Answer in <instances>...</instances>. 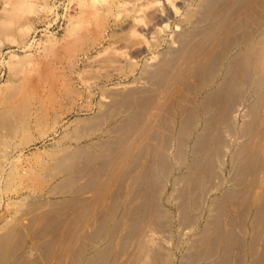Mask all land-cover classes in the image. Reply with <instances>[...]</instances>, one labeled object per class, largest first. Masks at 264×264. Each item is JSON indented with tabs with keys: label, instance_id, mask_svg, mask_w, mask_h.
<instances>
[{
	"label": "bare ground",
	"instance_id": "1",
	"mask_svg": "<svg viewBox=\"0 0 264 264\" xmlns=\"http://www.w3.org/2000/svg\"><path fill=\"white\" fill-rule=\"evenodd\" d=\"M7 1L16 9L22 2ZM79 1L88 10L70 18L79 20L72 31L85 17L90 36L81 37L84 42L110 50L111 42L104 43L111 23L129 0ZM134 8L122 18L132 17ZM171 13L149 11L156 37L151 49L159 46L161 31L151 24L176 16ZM186 21L190 26L175 33L177 44L140 68L144 88L125 86L92 103L89 117L73 116L74 130L45 149L47 159L36 155L24 174L7 158L8 136L27 145L51 137L64 116L85 109L69 77L51 98L30 92L24 78L14 82L27 74L20 64L31 53L10 56L14 81L0 92V193L26 192L0 223V264H264V0H200ZM22 23L18 32L25 33ZM42 192L59 199L47 201ZM173 227L177 241L170 248L166 235Z\"/></svg>",
	"mask_w": 264,
	"mask_h": 264
},
{
	"label": "rangeland",
	"instance_id": "2",
	"mask_svg": "<svg viewBox=\"0 0 264 264\" xmlns=\"http://www.w3.org/2000/svg\"><path fill=\"white\" fill-rule=\"evenodd\" d=\"M6 1L7 0H4V2L0 1V18H1L0 25L3 26L2 24L4 23V26L2 27V29H3V31L7 29V31H4V34H3V32L0 33L3 35V36H0V92H1V90L5 89V88H3L5 86V83H6V85H8L7 81L10 84V82L14 81V79H15L14 82H20L21 83V79L24 78L22 80V83L25 84L27 86V88H29L28 89L29 91L31 90L30 92L36 93L35 94L36 96H41L43 98H45V97L51 98L50 97L51 95H53L55 97L59 93L60 86L64 82H66L67 78L69 77L70 79L75 80V81H73V85L75 83L74 87H77V89H79V91L82 92V93H80V98L77 99V105L79 104L81 106V108L85 109L83 112H79L78 111L79 108L77 107V108H75L76 110H74L72 112V114L70 113V114L64 116L65 117L64 123L59 128V131L57 132L56 135H53L51 137L41 139V140L37 139L34 142L28 143V145L27 144H20L19 143L20 141H17V140H20L19 137H13V139H12L11 137L8 136L9 139L6 140V141H9V142H7V145H8V143L10 145V146L9 145L7 146L8 148L5 147L2 143H0V145L2 147L4 146L7 150L8 160L11 161L12 165L14 167H16L17 170L21 174H24L31 166H33V167L35 166V161L38 158L36 155L39 154L41 158L47 159L45 149L47 151L50 148H52L54 145H57V142L59 141V139L61 138L63 133H67L68 130H69V132H72L74 130L73 127L75 126V122H73L74 121L73 116H74V118L77 116H79L81 118H84L86 116L89 117L90 115L93 114V113H91L92 111L90 110V105L93 106V104H94L93 107H95V105H97L100 100L101 101H107V99L109 100L110 95L114 94L115 92H119V91L124 90L125 86H126V89L129 86L127 90L134 89L135 87H139V85H141V86L143 85L142 87L141 86L140 87L144 88V86H145L144 80L140 74L141 69L145 66V64L147 62H151V61L156 62L161 57L162 54L167 52V50L170 48L169 46L176 42L175 36H176L177 32H180V30L182 29L181 27H183V28L187 27L188 28L190 26V22L188 23L186 21V15L189 12V10L194 8L195 5H197V3L200 0H198V2H197V0H192V1L191 0L190 1H188V0H171L170 3L172 1H174L171 3L173 5H171L169 3V0L168 1L167 0H158L159 2L157 1V3H155V2L150 3L151 0L150 1L149 0H129L124 5L125 7L123 6L125 11H124V9H122V12H120V15L117 18L118 20L116 19L117 22L112 21L113 23H111V27H110V30L108 33L111 34L112 32H114V30L117 29V31H115V32H117L118 35H117V37L112 38V37H110V34H107L108 36L106 38V42L104 41L105 42L104 45H107V43H109V41H110L111 42L110 46L115 45V47L109 46V48H111V49L106 51V52L101 51L102 47H100L99 45L88 46V44L84 42V40L86 38L88 39L90 36L89 35V24L87 22V19H84L85 17L84 18L81 17L80 22L83 21V23H81L82 26H80V27L77 26L75 29V32L72 31L74 29V25L79 20L77 19L75 21V20L70 19V18H73V17L79 18V15H80L79 12L81 10H82V12H84L83 11L84 7H82L83 3L80 4L79 0H22V2H20L19 6H17V9H16V7H14L12 5V8H15V10H14L15 14H14V12H13V14L11 13L10 9H12V8H11V6H9L13 3H9L8 1L7 2ZM27 1L28 2L32 1V2H29V4H27L28 3ZM195 1H196V3H195ZM147 2L149 3V5L146 7H142V5L147 3ZM192 3H193V5H192ZM194 3H195V5H194ZM187 4L189 6L191 5L190 8ZM138 5H139V7L141 6L143 9L140 10L141 7L137 8ZM4 6H5V8H4ZM23 7H25V8H23ZM185 7H187V8H185ZM132 8H134V11L137 15L133 11L132 12V13H134V15L132 16L133 18L132 17H124L127 15L126 11L127 12L130 11V9H132ZM159 8L160 9L165 8V9L169 10L170 13L172 12L171 13L172 16L173 15H176V16L170 17L168 19L165 18L164 20H163V17H161V18L157 17L156 19H154V22L151 25L156 27V31H159V30H161V31H159L160 32L159 33L160 39H159V46H157V48H159V49H157V48L151 49L150 44H151L152 40H156V37H155V34L154 35L151 34V31H150L149 25H148L149 23L147 21V19H148L147 15H148L149 11L152 12V11H154V9L159 10ZM174 8H177L176 10L179 9L178 10L179 14L178 13L176 14L174 12L175 11ZM184 8H185V10H184ZM86 10H88V8L85 7V12H84L85 14H87ZM16 11H18V12H16ZM8 12H9V14H8ZM158 12H160V11H158ZM4 13H6V14H4ZM123 13L125 14L123 16L124 18H122ZM6 15L7 16L10 15V16L7 17ZM17 15H19L18 16L19 18L21 17L19 20L14 19V18H13L14 21L10 20L12 17H15ZM134 17H136V18H134ZM184 17H185V19H183ZM2 18L5 21H3ZM130 18H132V19H130ZM179 18H181V19H179ZM129 20H130V22H129ZM16 21L17 22L19 21L20 23L23 22L22 24H24L23 26L25 28V31H24L25 33L21 32L22 30L20 32H18L19 25H17V24H19V22L17 23ZM71 21H74V22H71ZM84 21L86 24H84ZM6 23L7 24L10 23L11 26L9 25V27H8V25H6ZM127 23H129V24H127ZM120 24L121 25L125 24V27L120 26ZM130 24H133L132 25L133 27ZM69 29H70V32H68ZM79 29H80V31H79ZM120 29L122 30V32ZM146 29L147 30L149 29V30L147 31ZM157 29H159V30H157ZM76 30H78V31H76ZM76 32H78L77 33L78 35L76 34ZM83 33H84V35H83ZM151 35H153V36L151 37ZM162 35L164 36V38ZM120 36H122V37L120 38ZM81 37H86V38L82 39ZM76 38H77V40H76ZM152 38H154V39H152ZM121 39H124V40H121ZM79 40H81V41H79ZM117 40H119V41H117ZM49 41H51V42H49ZM176 44L177 43H175L174 45H176ZM83 45H85V46H83ZM167 45H168V47H167ZM87 46H88V48H86ZM147 47L150 49H148ZM83 51L85 53L87 52L86 53L87 55L85 57H83V55H82ZM99 51L101 52V54L99 53ZM116 51H118V52H116ZM147 51H150L152 54L150 52H147ZM159 52L160 53L163 52V53L159 54ZM25 53H27V54L31 53V56H30L31 60H29V57H28V59L26 58L25 63L22 62V64H20V65H22V67L21 66H19V67L24 69L23 71H25V72H23V75L27 72V74L30 73L31 76L29 74L28 75L26 74L24 77L23 76H16V78H14V79L10 78L11 77V76H9L10 72H11L10 71V65H9V63L11 61L10 56L12 54L13 55L14 54H16V55H23L24 54L25 55ZM95 53L98 54V56ZM79 54H81V55H79ZM131 54H133L134 56H132ZM152 55H155V56H152ZM158 55H160L159 58H158ZM77 56H79V58ZM80 57H82L83 59ZM132 57H133V59H132ZM153 57L156 59V60L154 59L155 61L152 59ZM148 58H150V59L148 60ZM87 59H88V61H87ZM130 60H131V62H130ZM84 61H85V63H84ZM76 63L79 64L78 65L79 67H75ZM131 63L133 64V67L129 68V64H131ZM119 67H121V68H119ZM84 68H86V69H84ZM70 70H71V72H70ZM75 70L77 71V74H76ZM82 70H83V73H82ZM79 72L81 73L82 76L80 75ZM44 73H45V75L46 74L47 75L45 76ZM65 73H67V74L65 75ZM68 74H69V76H67ZM78 74H79V76H81V78L78 76ZM38 75L40 76V78H38L39 77ZM41 75L42 76L44 75V76L42 77ZM136 76H138L139 78ZM41 77L43 78V80ZM25 78H26V80H25ZM27 78H29V80ZM32 78H34V79H32ZM37 79H39V80H37ZM133 79H134V81H133ZM137 79H138V81H137ZM16 80H18V81H16ZM31 80H33V81H31ZM23 81L24 82L27 81V82L24 83ZM86 81H87V83H86ZM34 82L37 85H35ZM136 82H137V84H136ZM27 83L30 85H27ZM134 84H135V86H134ZM104 85L106 87H104ZM29 86L30 87L32 86V87L30 88ZM120 86L122 89L118 88ZM111 89H112L113 93H112ZM85 90L87 91L88 94L86 93ZM90 92H91L92 96L90 95ZM87 95L90 97V99L91 98L92 99L91 100L88 99L89 97ZM84 97L85 98L87 97L86 98L87 100L84 99ZM79 102H81V103H79ZM82 104H83V107H82ZM81 114H83V115H81ZM238 118L241 122L242 120L240 119L239 116H238ZM72 119H73V121H72ZM64 124H65V127H64ZM35 130H32V132H33L32 135L34 136V138L35 137L39 138V134H38L37 130L36 131ZM61 132H62V134H61ZM51 139L54 143L56 141L57 142L54 144L51 141ZM55 139H56V141H55ZM67 140H69V139H67ZM16 142H18L17 147L14 144ZM40 143H42L43 145ZM13 147H14L13 151L15 153L12 151ZM19 148H20V150H18ZM8 149H11V150H9V153H8ZM22 152L23 153L25 152L24 155ZM10 153H13V154H10ZM16 153H18V154H16ZM226 161H228V157L226 158ZM228 169H229V167L227 165L226 169H225L226 173L228 172ZM20 189H22V188H20ZM23 191L25 193L26 189H24ZM23 191L18 190V191H14V193L9 192L6 194V196L4 195V193L2 194V192L0 193V223L1 224H3L6 221L8 215L10 213V209L12 207H10L9 204H12L15 201V199L18 200L19 198H21V193H23ZM44 192H46V191H44ZM44 192L40 193V197L45 198V200H47V201L48 200H55L56 201L59 199L58 196L46 195L47 193H44ZM18 196H20V197L18 198ZM28 199L32 200V197H27V200ZM20 213H22V211ZM23 219H24V222H27L25 218H23ZM169 229H171V230H169ZM169 229H168V234H167V231L165 234H167L166 236L168 239L172 238V240L170 239L166 244H168V246H170V248L171 247L173 248V245L177 241V236H175L176 233L174 234V232H176V227L169 228ZM169 231H171V232H169ZM186 231L188 232V230H186ZM168 235H170V236L173 235V236L168 237ZM170 241H171V243H170ZM30 242H31L30 240H28L26 242V249L29 248ZM175 250H176L175 248L172 249L173 253L178 255L179 251L176 252ZM175 264H179V263H175Z\"/></svg>",
	"mask_w": 264,
	"mask_h": 264
}]
</instances>
